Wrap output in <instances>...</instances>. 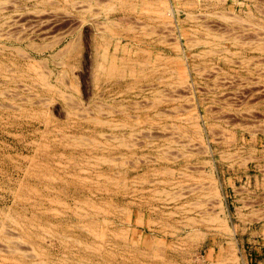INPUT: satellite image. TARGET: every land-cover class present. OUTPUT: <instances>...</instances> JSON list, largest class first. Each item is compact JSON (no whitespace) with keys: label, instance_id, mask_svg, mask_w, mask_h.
Here are the masks:
<instances>
[{"label":"rangeland","instance_id":"obj_1","mask_svg":"<svg viewBox=\"0 0 264 264\" xmlns=\"http://www.w3.org/2000/svg\"><path fill=\"white\" fill-rule=\"evenodd\" d=\"M51 1L0 0V31L25 24L36 45H13L46 60L38 72L52 85L19 78L25 62L1 36L0 264L33 253L50 264H264V0H158L173 36L128 0ZM70 14L79 26H66ZM71 26L79 52L55 54L69 36L36 50Z\"/></svg>","mask_w":264,"mask_h":264},{"label":"bare ground","instance_id":"obj_2","mask_svg":"<svg viewBox=\"0 0 264 264\" xmlns=\"http://www.w3.org/2000/svg\"><path fill=\"white\" fill-rule=\"evenodd\" d=\"M40 1V0H39ZM44 0H42V2H43ZM46 1V0H45ZM54 0H52L51 1V3H48V5L49 6H52V7H55L56 6V4H58V3H60L58 0V2L56 1H54ZM62 1V0H61ZM65 1V0H64ZM73 1H75V0H73ZM82 1V0H81ZM122 1V0H121ZM129 1V0H128ZM128 1H125V2H127L126 4H127V7L128 8H130V9H134L135 7L134 6H136L137 4H139L141 7H142V9L141 10H144V13H146L147 15H154V17L156 18L155 20H156V22H157V20L160 22V23H162V24H164L163 26L166 28V31H167V33L169 32V33H171V31L173 32V30H171L172 28H171V25H170V23H169V21L167 20V18L168 17H170V10L169 9H166V8H164V9H162V8H159V6H158V0H139L140 2H130L129 1V3H128ZM134 1V0H133ZM167 1V0H166ZM9 2V1H8ZM15 2V1H14ZM41 2V3H42ZM49 2V1H48ZM69 2H72V1H69ZM68 2V3H69ZM118 2V1H117ZM151 2H153V3H151ZM219 2V1H218ZM36 3V2H35ZM44 4L46 3V2H43ZM54 3H56V4H54ZM77 3V2H76ZM89 3V2H88ZM122 3V2H121ZM124 3V2H123ZM122 3V4H123ZM164 3V2H163ZM168 3V2H167ZM14 4V3H13ZM47 4V3H46ZM45 4V5H46ZM72 5L73 4H75V2H72L71 3ZM80 4V3H79ZM86 4V3H85ZM100 4V3H99ZM113 4V3H112ZM117 4H119V3H117ZM125 4V5H126ZM160 5L162 4V3H159ZM35 5V4H34ZM71 5V7H73V9H75V6L77 5H73L72 6ZM124 5V4H123ZM164 5V4H163ZM168 5V4H167ZM59 6V5H58ZM78 6V5H77ZM76 6V9L75 10H78V7ZM80 6V5H79ZM113 6V5H112ZM120 6V5H119ZM62 7V6H61ZM114 7V6H113ZM208 7V6H207ZM42 8H43V6H42ZM60 8V7H59ZM82 8H85V7H82ZM82 8H79V10L80 9H82ZM170 8V7H169ZM137 9V8H136ZM4 10V9H3ZM33 10V9H32ZM31 10V11H32ZM47 10H49V9H47ZM78 10V11H79ZM110 10V9H109ZM108 10V11H109ZM129 10V9H128ZM34 11V13H35V11L36 10H33ZM42 11H44V10H41V12ZM56 11V10H55ZM58 11V10H57ZM83 11V10H82ZM87 11V10H86ZM131 11V10H130ZM135 11H137V10H135ZM134 11V12H135ZM172 11V10H171ZM249 11V10H248ZM29 12V11H28ZM37 12V14H35L36 16H34V18L37 20V15L38 16H40L39 15V13L40 12H38V11H36ZM45 12V11H44ZM142 12V11H141ZM261 12H263V11H261ZM33 12H32V14H34ZM43 13V12H42ZM67 13V12H66ZM144 13H142V14H144ZM201 13V12H200ZM209 13V12H208ZM207 13V14H208ZM214 13H215V11H214ZM216 13H219L218 14V16H223V17H227L226 16V14H229L228 12L225 14V11L224 12H216ZM248 13V12H247ZM260 13V12H259ZM50 14V13H49ZM58 14V13H57ZM96 14V13H95ZM135 14V13H134ZM145 14V15H146ZM65 14H63V16H59V17H57L56 18V21L58 22L59 21V23L60 22H63V20H65V16H64ZM97 15V14H96ZM203 15V14H202ZM236 15V14H235ZM31 16V15H30ZM69 16V15H68ZM80 16V15H79ZM193 16H195V15H193ZM154 17H153V22H154ZM206 17V16H205ZM228 17H230V16H228ZM29 18V17H28ZM34 18H32V19H34ZM47 18H49V17H47ZM52 18V17H51ZM79 19H80V17H78ZM148 18V17H147ZM189 18V17H188ZM201 18V17H200ZM234 18V17H233ZM19 19V18H18ZM54 19H55V17H54ZM54 19H52V20H54ZM67 19V18H66ZM169 19V18H168ZM194 19V18H193ZM68 24L69 25H67L66 24V26L68 27V26H70V25H78V22L80 21H78L76 18H74V17H71V14H70V17L68 18ZM109 20V19H108ZM128 20V19H127ZM170 20V19H169ZM233 20V19H232ZM240 20H241V18H240ZM17 20L15 19V21L13 20L12 21V23L14 22H16ZM18 21H21L22 23L24 22V21H22V20H18ZM17 21V22H18ZM37 21H39V20H37ZM47 21H48V19H47ZM83 21V20H82ZM107 21V20H106ZM5 22V21H4ZM16 22V23H17ZM53 22L54 21H52V24H53ZM56 22V23H57ZM66 22H67V20H66ZM114 22V21H113ZM113 22H112V24H113ZM136 22V21H135ZM142 22V21H141ZM234 22V21H233ZM242 22V21H241ZM245 22V21H244ZM12 23H10V24H12ZM37 23V22H36ZM48 23V22H47ZM46 23V24H47ZM83 23V22H82ZM97 23V22H96ZM109 23V22H108ZM138 23V22H137ZM235 23V22H234ZM259 23V22H258ZM257 23V24H258ZM4 24V23H3ZM7 24V23H6ZM18 24V23H17ZM17 24H14V26L15 25H17ZM24 24V23H23ZM38 24V23H37ZM55 24V23H54ZM80 24V23H79ZM102 24V23H101ZM112 24H110V25H112ZM141 24V23H140ZM197 24V23H196ZM199 24V23H198ZM2 25V24H1ZM8 25V24H7ZM20 25H21V23H20ZM32 25V24H31ZM39 25V24H38ZM50 25H51V23H50ZM49 25V26H50ZM77 25H76V27H77ZM104 25V24H103ZM114 25H115V23H114ZM117 25H120V24H117ZM138 25V24H137ZM159 25V24H158ZM157 25V26H158ZM262 25V24H261ZM11 26H13V25H9V27H8V29L10 30V28H11ZM18 26V25H17ZM22 26H25V24L24 25H21V27ZM29 26V25H28ZM27 26V27H28ZM34 26V25H33ZM48 26V25H47ZM79 26V25H78ZM81 26V25H80ZM113 26V25H112ZM131 26V25H130ZM201 26H203V25H201ZM207 26V25H206ZM213 26V25H212ZM263 26H264V24H263ZM4 27V26H3ZM7 27V26H6ZM19 27V26H18ZM20 27V30L21 31H19V29H16V28H14V32H16V35H15V33L13 32V29L12 30H10V31H12L14 34H11V33H7L8 31H7V29H6V31L7 32H5V29L2 31L3 33H5V34H3V33H1V35H0V38H1V36L2 37H4V38H6L5 40L7 41V40H9V42L11 43L10 45H8V47H10V49L11 50H13V52L15 53V56H20L22 59H23V61L25 62V66H26V71H28V72H20L19 73V71H18V77L19 78H24V77H30L31 79H32V81L34 80H36V82L37 81H39V82H41L42 84H43V86H44V88L45 89H52L51 87H52V85H51V83H50V81H49V74H51V73H49L48 74V76L45 74V73H40V72H38V70L40 69V67L43 65V61L45 60L44 58H41V59H38V58H35L29 51H27V49H26V47L28 46H31V47H33V45H34V43H35V45H36V42L34 41H32V40H30V39H28L29 37H27V35H28V33L26 32L25 33V31H24V29L23 28H21ZM34 27H36V25L34 26ZM40 27V26H39ZM72 27V28H71ZM70 27V29L69 28H66V29H64V32L65 31H67V33H62V35L60 36L59 35V37H58V35H57V38H56V36H52V37H55V39H51V37H49L50 38V40H52V41H50V44L48 45L47 44V46H46V44L44 45V46H42L41 47V45H40V48H38L39 46H37L36 48H38V49H36L35 48V46H34V50L36 49L38 52L39 51H43V49H41V48H43V47H46L47 49L48 48H51V49H53V48H55V47H58L61 43H63V41L69 36L70 37V39H67V42L65 43V44H63V46H61V47H58L57 49L58 50H56V55H59L60 56V54H62V56H64V54L66 55V57H71L72 56V54H76L77 52H79V50H80V47H81V39H80V37H78V35L77 36H74V33H73V29H75V27L74 26H71ZM74 27V28H73ZM142 27H144V26H142ZM142 27H140V28H142ZM155 27V26H154ZM163 27V28H164ZM205 27V26H204ZM208 27V26H207ZM216 27V26H215ZM40 28H42V27H40ZM106 28V27H105ZM144 28H146V27H144ZM163 28H161V29H163ZM165 28H164V30H165ZM225 28V27H224ZM252 28V27H251ZM263 28V27H262ZM26 29V28H25ZM42 29H44V28H42ZM47 30H45V31H41V30H39V32L41 31L42 33V37L45 35H48L49 33H51L50 31L51 30H49L48 28H46ZM50 29H52V28H50ZM60 29V28H59ZM108 29H111V27L110 28H108ZM132 29V28H131ZM154 29V28H153ZM216 29V28H215ZM214 29V30H215ZM17 30L20 32H18L17 33ZM56 30H58V28L56 29ZM69 30V31H68ZM129 30V29H128ZM143 31H144V29H142ZM154 30H156V29H154ZM163 30V31H164ZM206 30V29H205ZM209 30V29H208ZM211 30H212V28H211ZM220 30V29H219ZM218 30V31H219ZM261 30V29H260ZM0 31V32H1ZM26 31H27V29H26ZM33 31V30H32ZM35 31V30H34ZM36 31H38V29L36 30ZM58 31H60V30H58ZM141 31V30H140ZM145 31H146V29H145ZM148 31H150L151 33L153 32V31H151V30H148ZM202 31V30H201ZM220 31H223V30H220ZM229 31V30H228ZM28 32H30V31H28ZM53 32H54V30H53ZM108 32V31H107ZM147 32V31H146ZM155 33H158V31L156 32V31H154ZM162 32V31H161ZM165 32V31H164ZM224 32V31H223ZM244 32V31H243ZM31 33V32H30ZM109 33H111V31L109 32ZM155 33H154V35H155ZM168 33V34H169ZM44 34V35H43ZM150 34V33H149ZM162 34V33H161ZM161 34H159V35H161ZM167 34V35H168ZM172 34V33H171ZM223 34V33H222ZM29 35H31V34H29ZM165 35V34H164ZM213 35H216V34H213ZM224 35V34H223ZM258 35V34H257ZM264 35V34H263ZM38 36H39V34H38ZM41 36V35H40ZM49 36H50V34H49ZM106 35H104V36H102L101 38L103 39L102 41H104V40H106V41H104L105 43H107V38L105 37ZM151 36V35H150ZM172 36H173V34H172ZM171 36V37H172ZM204 36V35H203ZM228 36V35H227ZM230 36V35H229ZM170 37V36H169ZM170 37V38H171ZM258 36H256V41H258L259 40V43L257 44L258 46H257V48L256 49H261V50H264V39L262 40L260 37V39L259 38H257ZM263 37V36H262ZM30 38H32L31 36H30ZM41 38V37H40ZM46 37H44V39H45ZM106 38V39H105ZM164 38V37H163ZM190 38V37H189ZM217 38V37H216ZM254 38V37H253ZM252 38V40H254ZM42 39V38H41ZM48 39V38H47ZM166 39H168L167 37H166ZM219 39H220V37H219ZM223 39V38H222ZM233 39V38H232ZM237 39V38H236ZM110 40V39H109ZM160 40H162V39H160ZM203 40V39H202ZM202 40H200V41H202ZM234 40V39H233ZM23 41H27L26 43H24V44H26L27 46L25 47V46H21V45H13L14 43H16V42H23ZM162 41H164V40H162ZM195 41V40H194ZM197 41H199V40H197ZM236 41H239V40H236ZM161 42V41H160ZM191 42V41H190ZM204 42H206V41H204ZM255 42V41H254ZM8 43V42H7ZM19 43V44H20ZM170 43H171V40H170ZM238 43V42H237ZM243 43V42H242ZM247 43H249V42H247ZM256 43V42H255ZM239 44V43H238ZM38 45V44H37ZM176 45V44H175ZM235 45V44H234ZM260 45V46H259ZM4 46V45H3ZM239 46V45H238ZM243 46V45H242ZM0 47H1V44H0ZM5 47V46H4ZM7 47V46H6ZM5 47V48H6ZM7 47V48H8ZM1 49V48H0ZM4 49V48H3ZM252 49V48H251ZM54 50V49H53ZM209 50V49H208ZM1 51H2V49H1ZM224 51V50H223ZM208 52V51H207ZM235 52V51H234ZM209 53V52H208ZM10 54V53H9ZM55 54H53V55H55ZM1 56V55H0ZM14 56V55H13ZM74 57V56H73ZM225 57V56H224ZM7 59V58H6ZM70 59V58H69ZM246 60V58H243V60ZM48 60V59H47ZM122 60V59H121ZM123 60H125V59H123ZM160 60V59H159ZM176 60V59H175ZM62 61V60H61ZM127 61H129V60H127ZM158 61V60H157ZM10 62V61H9ZM45 62H46V60H45ZM44 62V63H45ZM125 62V61H124ZM130 62V61H129ZM241 62V61H240ZM60 63V62H59ZM159 63V62H158ZM170 63V62H169ZM247 63V62H246ZM68 64V63H67ZM107 64H109V66H107V65H101V68H102V70L104 71V73L106 72L107 74L108 73H111L113 70H114V68L116 67V66H118L117 65V62L115 61V60H112V61H110L109 63H107ZM128 64V63H127ZM249 64V63H248ZM20 65V64H19ZM46 65V64H45ZM65 65V64H64ZM70 65H72V64H70ZM123 65V64H122ZM186 65V64H185ZM4 66V65H3ZM16 66V65H15ZM67 66V65H66ZM73 66V65H72ZM17 67V66H16ZM24 66H22V68H23ZM100 67V66H99ZM129 67V66H128ZM162 67V66H161ZM184 67V66H183ZM8 68V67H7ZM97 68V67H96ZM121 68V67H120ZM2 69V67L0 68V70ZM9 69V68H8ZM18 69H20V68H18ZM44 69H46V68H44ZM184 69V68H183ZM23 70V69H22ZM25 70V69H24ZM199 70V69H198ZM42 71V70H41ZM72 71V70H71ZM29 72H31L32 73V76L30 75V73ZM132 72V71H131ZM12 73V72H11ZM66 73V72H65ZM97 73V72H96ZM130 73V72H129ZM109 75V74H108ZM147 75V74H146ZM146 75L145 74H143L141 77H146ZM62 76V75H61ZM60 76V77H61ZM6 77V76H5ZM182 77H184V75L182 76ZM156 78V77H155ZM181 78V77H180ZM54 79V78H53ZM161 79V78H160ZM51 80V79H50ZM58 80H60V79H58ZM180 80V79H179ZM182 80V79H181ZM68 83V82H67ZM69 84H71V83H69ZM155 84V83H154ZM179 84V83H178ZM184 84V83H183ZM158 85V84H157ZM175 85V84H174ZM180 85V84H179ZM54 86V85H53ZM71 86V85H70ZM75 86V85H74ZM74 86H73V89H74ZM150 86V85H149ZM153 86V85H152ZM76 87V86H75ZM145 87V86H144ZM78 88V87H77ZM76 88V89H77ZM151 88V87H150ZM57 89V88H56ZM159 89V88H158ZM157 89V90H158ZM161 89H163V88H161ZM176 89V88H175ZM59 90V89H58ZM57 90V91H58ZM60 91V90H59ZM78 91V90H77ZM76 91V92H77ZM140 91V90H139ZM162 91V90H161ZM15 92V91H14ZM49 92V91H48ZM176 92H178V91H176ZM0 93H2V92H0ZM59 93V92H58ZM155 93V92H154ZM156 93H157V91H156ZM173 93V92H172ZM4 94V93H3ZM60 94H62V91H60ZM18 95V94H17ZM71 95V94H70ZM135 95V94H134ZM155 95V94H154ZM61 96H63V95H61ZM39 97V96H38ZM67 97L68 96H64V97H62V100L63 101H65L66 99H67ZM42 98V97H41ZM61 98V97H60ZM64 98V99H63ZM151 98V97H150ZM155 98V97H154ZM156 98H158V97H156ZM156 98H155V100H156ZM162 98V97H161ZM165 98V97H164ZM25 99V98H24ZM44 100V99H43ZM52 100V99H51ZM145 100V99H144ZM157 100H161L160 98L159 99H157ZM164 100V99H163ZM69 101V100H68ZM67 101V103H69ZM146 101V100H145ZM168 101V100H167ZM39 102V101H38ZM132 102V101H131ZM137 102V101H136ZM157 102V101H156ZM156 102H152V104L154 105ZM83 103V102H82ZM160 103V102H159ZM7 104V103H6ZM134 104V103H133ZM157 104V103H156ZM155 104V105H156ZM71 105H72V103H71ZM70 105V106H71ZM152 105V106H153ZM18 106V105H17ZM73 106H75L74 104H73ZM83 106V105H82ZM108 106V105H107ZM120 106V105H119ZM122 106V105H121ZM125 106V105H124ZM136 106V105H135ZM151 106V105H150ZM150 106H148V107H150ZM152 106L150 107V108H152ZM97 108V107H96ZM102 108V107H101ZM145 108V107H144ZM154 108H155V106H154ZM74 109V108H73ZM75 109H76V107H75ZM74 109V110H75ZM87 109V108H86ZM137 109V108H136ZM135 109V110H136ZM143 109V108H142ZM153 109V108H152ZM182 109V108H181ZM50 110V109H49ZM98 110V109H97ZM151 110V109H150ZM155 110V109H154ZM153 110V111H154ZM66 111V110H65ZM100 111V110H99ZM157 111V110H156ZM35 112H37V111H35ZM41 112H43L42 110H41ZM76 111H73L72 113L74 114ZM79 112V111H78ZM101 112V111H100ZM103 112V111H102ZM114 112V111H113ZM119 112V111H118ZM71 113V112H70ZM107 113V112H106ZM175 113V112H174ZM43 114V113H42ZM41 114V115H42ZM69 114V113H68ZM97 114V113H96ZM155 114H160V112H156ZM176 114V113H175ZM43 117L45 116V115H42ZM89 116V115H88ZM88 116H86V117H84V119L85 120H87V121H92L94 124H101V125H103L104 123H106V121H103L102 119H99L98 117H88ZM79 117V116H78ZM128 117V116H127ZM48 121V120H47ZM119 122V121H118ZM107 123H109V122H107ZM114 124V123H113ZM116 124V123H115ZM114 124V126H113V128H115V127H117V126H119V125H115ZM109 125V124H108ZM164 125V124H163ZM162 125V126H163ZM122 126H124L123 124H122ZM121 126V127H122ZM133 126V125H132ZM131 126V127H132ZM152 126V125H151ZM199 126V125H198ZM108 127V126H107ZM112 127V126H111ZM177 129V128H176ZM138 132V131H137ZM149 132V131H148ZM166 132V131H165ZM171 132V131H170ZM136 134V133H135ZM103 135V134H102ZM132 135V134H131ZM163 135V134H162ZM116 137V136H115ZM122 137V136H121ZM163 137V136H162ZM201 137V136H200ZM83 138V136H81V137H79V136H73V141H75V143H77L78 142V144H80L81 143V141H85V140H83L82 139ZM70 139V138H69ZM117 139V138H116ZM115 139V140H116ZM123 139V138H122ZM163 139V138H162ZM71 140V139H70ZM215 140V139H214ZM72 141V140H71ZM88 141V140H87ZM90 141V140H89ZM88 141V142H89ZM91 141H93L92 142V144H94V147L95 148H98V143H96L95 141H94V139L93 140H91ZM98 141V140H97ZM175 141V140H174ZM95 142V143H94ZM99 142V141H98ZM123 142V144H124V140L122 141ZM168 142V141H167ZM173 142V141H172ZM74 143V144H75ZM119 143H121V142H119ZM126 143V142H125ZM152 143V142H151ZM83 144H84V142H83ZM91 144V146H93ZM122 144V143H121ZM122 144V145H123ZM82 145V144H81ZM86 145V144H85ZM125 145V144H124ZM128 145V144H127ZM132 145V144H131ZM94 147H92L93 149H94ZM126 147V146H125ZM103 150V149H102ZM162 151V150H161ZM161 153V152H160ZM132 155V154H131ZM101 157V156H100ZM120 157V156H119ZM86 159V158H85ZM111 159V158H110ZM110 159H109V161H110ZM102 160V159H101ZM104 160H106L105 158H104ZM99 161V160H98ZM103 161V160H102ZM107 161V160H106ZM112 161V160H111ZM110 161V162H111ZM113 162V161H112ZM102 176V175H101ZM109 179V178H108ZM112 179V178H111ZM122 181V180H121ZM192 184V183H191ZM203 184V183H202ZM191 186V185H190ZM208 186V185H207ZM213 186V185H212ZM198 187V186H197ZM198 189V188H197ZM162 191H164V190H162ZM192 191V190H191ZM212 191V190H211ZM160 192V191H159ZM157 194V193H156ZM212 194V193H211ZM215 194V193H214ZM218 193H216V195H217ZM166 195H168V193L166 194ZM179 195V194H178ZM177 195V196H178ZM196 196V195H195ZM204 196V195H203ZM169 199V198H168ZM207 202V201H206ZM202 203V202H201ZM219 204H220V202H219ZM221 205V204H220ZM198 207V206H197ZM214 208V207H213ZM78 210V209H77ZM102 211V210H101ZM206 211V210H205ZM211 212V211H210ZM213 213V212H212ZM218 213V212H217ZM223 213V212H222ZM78 214V213H77ZM208 214V213H207ZM216 214V213H215ZM3 215V214H2ZM81 215V214H80ZM208 215H209V217H211V218H209L208 217ZM208 215H205V216H207L208 217V219H210L211 221H213V220H215V221H218V219H219V217H215V216H213V215H211V214H208ZM211 215V216H210ZM191 219H190V221L192 220V217H190ZM196 218V217H195ZM189 219V218H188ZM197 219H199V218H197ZM221 219V218H220ZM11 220H13V219H11ZM195 220V219H194ZM176 221V220H175ZM193 222V221H192ZM214 222V221H213ZM219 222H221L220 220H219ZM224 222V221H223ZM81 223V222H80ZM79 223V224H80ZM191 223V222H190ZM195 223V222H194ZM216 223V222H215ZM222 223V222H221ZM1 224V223H0ZM224 225H225V223H224ZM223 225V226H224ZM5 226V225H4ZM86 227V226H85ZM227 227V226H226ZM87 228V227H86ZM224 228V227H223ZM222 228V229H223ZM2 228H1V226H0V230H1ZM6 229V228H5ZM4 229V230H5ZM227 229V228H226ZM230 229V228H229ZM10 230H12V229H10ZM176 230V229H175ZM224 230V229H223ZM228 230V229H227ZM1 231H3V229L1 230ZM0 231V232H1ZM92 231H94V230H92ZM194 232V231H193ZM2 233H5V231H3ZM197 234V233H196ZM196 234H193L194 236H196ZM6 235H8V234H6ZM91 235H92V233H91ZM198 235H201V233L200 234H198ZM197 235V236H198ZM103 236V235H102ZM65 237V236H64ZM94 237H95V235H94ZM190 237H193L192 235H190ZM199 237V236H198ZM96 238H97V235H96ZM10 239V238H9ZM60 239V238H59ZM7 240V239H6ZM10 241V240H9ZM63 241V240H62ZM24 242V241H23ZM2 243V242H1ZM108 243V242H107ZM10 244H11V242H10ZM89 246V245H88ZM8 247H10V248H8L7 250H8V252H14L13 254H15V253H19V254H21V255H24V254H22L19 250H18V248H16L17 246H15V245H13V244H11V245H9ZM82 247V246H81ZM182 247V246H181ZM9 249H10V251H9ZM87 250V249H86ZM28 254H30V253H28ZM27 255V254H26ZM232 255H233V253H232ZM25 256V255H24ZM30 256H32V255H30ZM35 256L36 255H34V253H33V261H31V264H50V263H47L45 260H42L41 258H39L38 260H36L35 259ZM14 257V256H13ZM76 257V256H75ZM19 258V257H18ZM45 258V257H44ZM236 259V258H235ZM77 261L76 262H78V264H85V262H83V259L81 260V258H79V259H76ZM231 260V259H230ZM49 261V260H48ZM64 264V263H63Z\"/></svg>","mask_w":264,"mask_h":264}]
</instances>
